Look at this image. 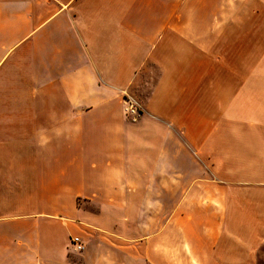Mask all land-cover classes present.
Wrapping results in <instances>:
<instances>
[{"label":"crops","instance_id":"obj_1","mask_svg":"<svg viewBox=\"0 0 264 264\" xmlns=\"http://www.w3.org/2000/svg\"><path fill=\"white\" fill-rule=\"evenodd\" d=\"M263 261L264 0H0V264Z\"/></svg>","mask_w":264,"mask_h":264},{"label":"built area","instance_id":"obj_2","mask_svg":"<svg viewBox=\"0 0 264 264\" xmlns=\"http://www.w3.org/2000/svg\"><path fill=\"white\" fill-rule=\"evenodd\" d=\"M124 114L132 122L143 114L142 104L128 93H125ZM71 247L74 253H82L86 249L84 241L77 236L71 238Z\"/></svg>","mask_w":264,"mask_h":264},{"label":"rangeland","instance_id":"obj_3","mask_svg":"<svg viewBox=\"0 0 264 264\" xmlns=\"http://www.w3.org/2000/svg\"><path fill=\"white\" fill-rule=\"evenodd\" d=\"M142 93H147V90L145 89V90H142L141 89V95H143ZM137 99V98H136ZM138 100V99H137ZM139 101V100H138ZM140 102V101H139ZM141 103V102H140ZM263 264H264V261L262 262Z\"/></svg>","mask_w":264,"mask_h":264}]
</instances>
